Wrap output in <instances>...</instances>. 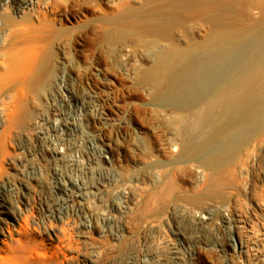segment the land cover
Segmentation results:
<instances>
[{
  "label": "rangeland",
  "instance_id": "1",
  "mask_svg": "<svg viewBox=\"0 0 264 264\" xmlns=\"http://www.w3.org/2000/svg\"><path fill=\"white\" fill-rule=\"evenodd\" d=\"M12 3L0 9V27L50 26L53 36L37 38L46 55L44 83L27 87L25 123L9 135L0 128V185L31 180L20 169H42L29 217L38 232L47 223L58 228L62 264H127L135 248L157 252V223L178 236L181 207L230 204L241 211L243 198L264 200V0H34L25 11L23 0ZM223 55L238 57L216 77ZM62 74L73 109L85 114L86 130L106 149L110 172L144 181L142 191L130 193L138 201L124 222L129 232L105 237L103 254L96 228L85 236L80 208L62 221L47 214L55 199L47 170L54 146L48 136L36 141L33 120L47 124L54 108L69 109L56 93ZM203 88L214 91L186 97ZM10 102L5 97L0 106ZM102 165L95 164L92 178ZM186 222L189 231V213ZM195 250L193 264H212L210 249Z\"/></svg>",
  "mask_w": 264,
  "mask_h": 264
},
{
  "label": "bare ground",
  "instance_id": "2",
  "mask_svg": "<svg viewBox=\"0 0 264 264\" xmlns=\"http://www.w3.org/2000/svg\"><path fill=\"white\" fill-rule=\"evenodd\" d=\"M12 1L16 3V0H0V9L5 4L14 6ZM23 1L25 4L20 6L23 11L34 7V0ZM1 22L0 19V25ZM52 36L50 26L7 25L0 27V101L4 102L5 97H9L11 101L8 105L0 106V128L3 127L7 135L14 128L24 124L30 114L27 106V87H30L34 81L38 87L44 83L42 70L46 55L44 46L40 43L41 40L38 41L37 38ZM234 57L223 55L221 59L217 58L221 61V65L218 60L214 59L219 65L213 66L216 77L227 73L224 63H229L231 60L236 61ZM197 58L193 57V60L196 61ZM63 74L56 80L58 90L55 92L62 101L61 103H67L69 109L65 106L64 109L59 106H57L58 109L54 108L53 114L50 117L47 115L49 121L47 124L39 116L33 120L36 141L42 144V140L48 136L54 146L49 157H46L50 164L47 170L52 176L51 191L55 195V199L48 205L47 214L62 221L69 216V211L80 208L83 212L84 234L88 236L96 228L97 248L99 254H103L106 247L104 239L107 237L118 239L129 232L124 222L138 201V196L131 199L130 193L136 188L142 191L145 187L144 181L139 178L136 180L119 179L110 172L112 167L106 155V149L99 144L93 133L86 130L82 121L85 114L78 106L73 109V96ZM213 91V89L206 88L191 89L186 91V97L198 100ZM77 105H79L78 102ZM234 107L238 111V106ZM99 117L103 118L100 115ZM219 144L211 145L210 149ZM98 163L101 165L104 163L102 165L104 169L99 168L100 176L94 179L92 178L93 169H96L95 164ZM41 170L32 167L23 172L20 169V173L28 174L31 180L25 181L21 178V180L4 181L0 185V214H2L0 216V264H62L60 248L54 243L59 238L58 228L47 223L42 225L43 227L38 232L39 229L34 225L36 221L32 222L29 217L35 206L31 196L38 186L37 177L41 175ZM158 171L159 167H156L153 176H158ZM88 172L91 175H88ZM106 193L114 195L112 203L105 199ZM185 205L186 202L183 206ZM89 208L90 214L87 211ZM156 221L159 222V219ZM154 223L157 222L154 221ZM157 224L159 232L157 252L135 248L130 253L127 264H155L154 258L158 257L163 260L168 253H171V257L177 263L183 260L181 246L176 241L168 239L163 232L165 231L163 223ZM90 238L93 237L90 236ZM226 245H233V236H226ZM202 249L212 251V264H224V257L211 246H203Z\"/></svg>",
  "mask_w": 264,
  "mask_h": 264
},
{
  "label": "built area",
  "instance_id": "3",
  "mask_svg": "<svg viewBox=\"0 0 264 264\" xmlns=\"http://www.w3.org/2000/svg\"><path fill=\"white\" fill-rule=\"evenodd\" d=\"M244 209L234 211L230 204H211L201 209L181 207V229L176 241L182 248L183 260L175 262L171 253L165 259L154 258L156 264H193L196 247L211 246L222 257L224 264H264V200L243 198ZM192 222L186 229V215ZM226 236H233V245H226Z\"/></svg>",
  "mask_w": 264,
  "mask_h": 264
}]
</instances>
